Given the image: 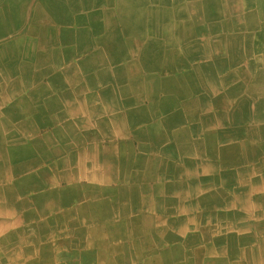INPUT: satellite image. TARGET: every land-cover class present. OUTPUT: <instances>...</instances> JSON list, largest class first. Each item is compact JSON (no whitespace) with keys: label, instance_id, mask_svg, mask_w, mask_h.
<instances>
[{"label":"bare ground","instance_id":"1","mask_svg":"<svg viewBox=\"0 0 264 264\" xmlns=\"http://www.w3.org/2000/svg\"><path fill=\"white\" fill-rule=\"evenodd\" d=\"M51 34L73 57L35 70L92 80L107 145L42 168L0 143V264H264V0H0V36Z\"/></svg>","mask_w":264,"mask_h":264},{"label":"crops","instance_id":"2","mask_svg":"<svg viewBox=\"0 0 264 264\" xmlns=\"http://www.w3.org/2000/svg\"><path fill=\"white\" fill-rule=\"evenodd\" d=\"M44 39H47L48 43ZM67 45L69 44H65L59 34H51L47 38L39 36L30 37L27 35H18L17 37L12 35L0 36V55L15 54L11 60L15 68L10 70L11 68H8L9 66L6 67V64L3 68L6 70L4 72L7 74L13 73L14 75L10 76H15V78H0V143L2 150L19 151L23 153L21 156L22 158L13 163H24L27 165L31 161H35L36 165H41L42 168L44 167V163L48 166L58 164V167H65L71 164L75 166L82 163L83 157H81V155L83 151L88 149L91 151H93V149L101 151L103 145H107V142L102 143V140L99 138L102 135L101 131L105 129V127L101 125L98 126V121L102 118V113L100 111L102 109V104L95 96L97 94L95 88L89 86L92 80L88 81L86 78H79L74 79L72 82L70 80H64L63 82L61 79L57 81L50 79L51 75L49 71L41 74L35 70V62L32 60L33 56H31L32 53L41 54L43 56L41 59L43 60L45 59L44 55H54L60 53L61 50L72 49V47ZM70 52L71 50L64 53H66L68 57H70V55L73 57V54H70ZM24 54L30 55L25 57L23 56ZM81 57L82 60L87 58L86 54H83ZM66 65H63L58 71L61 72L71 67V65ZM24 68H26L27 71H24ZM83 72H86V75L88 74L86 70H83ZM2 73L3 71H0L1 75ZM23 76L29 80L23 78ZM1 82L5 84H1ZM93 107H98L99 110L94 111ZM84 111L87 112L85 113ZM110 116L111 115H109V117ZM12 117L15 118V124L17 123V119L25 118L30 127L20 130L16 125L15 128L18 129L17 131H7L2 127V120ZM105 131L107 132L108 129L106 128ZM83 132H85V134ZM40 151H43V155H45V157L47 155V157H41ZM28 168L29 167H26V170H28ZM50 179H52V177L47 178V180L38 178L35 182L31 183V187H36L37 190L40 185L45 186L46 184V190H44L52 192L56 189L62 190L69 184V181L62 180V177H56L53 180ZM70 180L73 186L76 187L77 182L73 179Z\"/></svg>","mask_w":264,"mask_h":264}]
</instances>
